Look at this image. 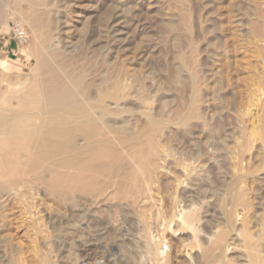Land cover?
<instances>
[{"label": "rangeland", "instance_id": "obj_1", "mask_svg": "<svg viewBox=\"0 0 264 264\" xmlns=\"http://www.w3.org/2000/svg\"><path fill=\"white\" fill-rule=\"evenodd\" d=\"M0 77L105 96L110 138L0 193V264H264V0H0Z\"/></svg>", "mask_w": 264, "mask_h": 264}, {"label": "bare ground", "instance_id": "obj_2", "mask_svg": "<svg viewBox=\"0 0 264 264\" xmlns=\"http://www.w3.org/2000/svg\"><path fill=\"white\" fill-rule=\"evenodd\" d=\"M43 64L37 62L39 67ZM50 82H20L22 85L17 84L20 87L17 86L10 98L14 103H7L0 109V193L15 191L17 185L31 187L37 182H46L57 189L62 181L79 177L78 173H65L57 167L58 162L81 171L103 156L110 146L108 134L94 118L95 109H103L105 96L102 95V100L85 98L81 102L67 87L59 88ZM120 85L115 84L110 104L117 103ZM80 137L84 140L82 146L76 142ZM136 156L146 163L147 155L136 152ZM253 255L255 257V253L251 257Z\"/></svg>", "mask_w": 264, "mask_h": 264}, {"label": "built area", "instance_id": "obj_3", "mask_svg": "<svg viewBox=\"0 0 264 264\" xmlns=\"http://www.w3.org/2000/svg\"><path fill=\"white\" fill-rule=\"evenodd\" d=\"M12 34L14 38L20 43L26 42L28 38V31L21 22H16L13 24Z\"/></svg>", "mask_w": 264, "mask_h": 264}]
</instances>
